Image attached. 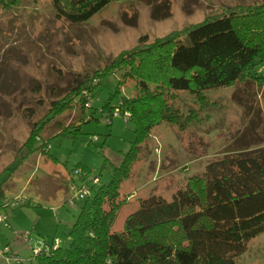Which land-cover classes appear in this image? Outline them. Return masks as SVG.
Masks as SVG:
<instances>
[{"label": "rangeland", "instance_id": "374dc122", "mask_svg": "<svg viewBox=\"0 0 264 264\" xmlns=\"http://www.w3.org/2000/svg\"><path fill=\"white\" fill-rule=\"evenodd\" d=\"M261 4L264 0H114L74 23L59 16L51 0H0V213L6 216L0 220V264L30 258L51 242L56 247L57 239L65 244L84 201L69 205L74 186L88 187L96 177L107 183L130 148L135 137L130 114L102 110L120 72L101 81L96 73L143 36L152 41ZM124 84L121 94L133 95V82ZM79 85L81 91L69 97ZM204 93L202 105L188 91L174 92L170 104L179 109L182 127L163 122L140 145L121 185L125 203L113 230H122L142 197L171 199L190 176L203 174L207 163L227 151L264 145V82L246 80ZM56 101L64 110L53 111ZM110 101L116 105L119 97ZM191 112L196 117L185 122ZM35 127L36 143L28 152L25 142ZM236 262L264 264V232L249 240Z\"/></svg>", "mask_w": 264, "mask_h": 264}, {"label": "trees", "instance_id": "16d2710c", "mask_svg": "<svg viewBox=\"0 0 264 264\" xmlns=\"http://www.w3.org/2000/svg\"><path fill=\"white\" fill-rule=\"evenodd\" d=\"M112 1L51 0L58 15L74 23L87 21ZM116 72L117 89L102 110L109 116L115 110L130 114L135 134L130 148L113 165L107 183L99 178L89 186L65 244L62 239L56 247L45 244L30 258L6 264H237L249 240L264 232V145L227 151L207 163L203 174L190 176L171 199L142 197L122 230L112 227L125 203L122 182L138 160L140 145L163 122L182 127L179 109L170 104L175 91H188L203 105L208 89L264 82V4L208 17L152 41L143 36L96 75L101 81ZM126 80L133 82V95L121 94ZM81 89L74 87L68 96ZM116 96L118 103L111 105ZM64 106L56 101L52 109ZM195 117L191 112L184 121ZM37 130L25 142L28 152Z\"/></svg>", "mask_w": 264, "mask_h": 264}, {"label": "built area", "instance_id": "2783aa9c", "mask_svg": "<svg viewBox=\"0 0 264 264\" xmlns=\"http://www.w3.org/2000/svg\"><path fill=\"white\" fill-rule=\"evenodd\" d=\"M117 114V112H116ZM97 137H93L94 140H96ZM98 177L94 178V183L97 182ZM74 190L76 191V195H74L73 197H69L67 202L69 203V205L74 206L76 205V201L77 199H84L89 193H90V188L85 187V186H81L80 188H78V186H74ZM1 213H0V220L4 221L6 219V216L2 215L3 217H1ZM23 237H25L26 239L29 237L28 234L22 235ZM56 246L60 244V239H57L56 241ZM41 248H35L34 249V253L37 254L40 252ZM46 249H48V246H46ZM19 260V259H18Z\"/></svg>", "mask_w": 264, "mask_h": 264}, {"label": "bare ground", "instance_id": "6f19581e", "mask_svg": "<svg viewBox=\"0 0 264 264\" xmlns=\"http://www.w3.org/2000/svg\"><path fill=\"white\" fill-rule=\"evenodd\" d=\"M94 141V140H93Z\"/></svg>", "mask_w": 264, "mask_h": 264}]
</instances>
